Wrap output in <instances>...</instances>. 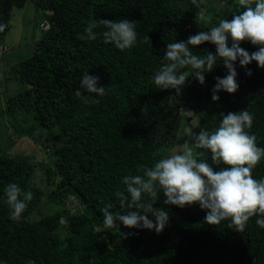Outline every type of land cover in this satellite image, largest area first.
<instances>
[{
  "label": "trees",
  "instance_id": "obj_1",
  "mask_svg": "<svg viewBox=\"0 0 264 264\" xmlns=\"http://www.w3.org/2000/svg\"><path fill=\"white\" fill-rule=\"evenodd\" d=\"M27 2L0 0V25H6L0 31V45L10 29L13 9H23ZM34 3L42 13L39 20H48L50 29H40L43 19L35 23L42 36L34 42L33 53L9 69L24 89L5 97L4 102L0 96V264H26L29 259L35 264H264V228L256 224L259 215L250 218L243 232L229 227L230 219L209 226L204 221L207 210L198 203L183 208L164 205L161 191L154 207L169 213L163 231L127 228L117 222L119 232L128 234L124 238L117 228L103 226L101 211L109 204L113 214L142 211L121 208L115 193L127 196L123 177L143 175L140 166L152 167L168 149L181 147L182 136L192 124L183 118L185 109L199 116V131L217 128L220 113L247 110L254 121L246 131L264 148V69L256 61L245 67L239 60L234 62L239 89L233 94L221 90L215 102V78L227 75L219 58L213 70L204 73L203 85L191 76L190 67L182 69L190 76L179 95L175 89L158 88L152 79L162 66L167 43L186 41L216 26L220 19L231 20L244 10L239 0H197L199 7L192 0ZM221 3L224 8L218 10ZM121 18L136 21L138 36L132 48L121 51L113 43H104L103 26L93 30L95 40L87 39L85 28L90 21ZM148 36L150 42H145ZM240 47L250 54L258 50L250 41L241 42ZM192 51L200 56L206 51L215 54L216 46L205 42ZM249 69L251 76L246 74ZM85 72L99 77L97 87H105V95L92 94L87 103L75 95ZM54 129V146L42 143L45 162L5 156L16 144L15 134L40 143ZM194 151L215 171L225 167L213 164L210 150ZM41 168L46 190L33 182ZM252 175L257 180L264 178V158ZM9 183L17 184L22 193H33L18 220L10 218L5 202L4 189ZM69 198L81 210L68 218L61 208L31 219L43 201L63 206ZM148 218L153 216L148 214Z\"/></svg>",
  "mask_w": 264,
  "mask_h": 264
},
{
  "label": "clouds",
  "instance_id": "obj_2",
  "mask_svg": "<svg viewBox=\"0 0 264 264\" xmlns=\"http://www.w3.org/2000/svg\"><path fill=\"white\" fill-rule=\"evenodd\" d=\"M192 3L196 7L200 6L197 0H192ZM239 5L244 10L231 20L220 19L216 26L200 31L186 41L167 43L162 66L152 77L154 84L162 89H175L179 95L181 87L190 76L188 71L182 69L190 67L191 76L203 85L204 73L211 72L219 58L227 69V75L215 78L216 83L212 89V101L215 102L219 100L217 93L221 90L233 94L239 89L234 62L239 60L240 66L245 67L256 61L264 69V0H239ZM43 22L48 23L49 30V21L45 19L39 24L40 29L47 31L41 27ZM135 25L136 21L127 18L92 20L85 28V33L87 39L95 40L97 34L93 30L103 26L106 29L102 32L104 43H113L123 51L132 48L137 42ZM5 27L0 25V31ZM243 41H250L258 46V50L250 54L240 47ZM145 42H150L149 36ZM205 42L214 44L216 53L206 51L203 56L193 54L192 48ZM246 74L251 76V70H247ZM80 80L81 85L75 90V95L82 97L84 102L92 100V94L105 95V87H97L99 77L85 72ZM220 116L221 122L214 130L200 129L198 134L189 132L179 151L159 159L152 167L140 166L143 175L130 174L123 177L128 195L119 191L115 193L120 207L142 211L113 214L109 211L112 206L105 205L101 209L103 226L106 229L115 227L119 232V222L127 228L155 230L159 234L169 221L168 211L154 207L162 191L164 205L183 208L198 203L202 210H207L204 221L209 226L230 219L229 227L243 232L250 218L259 215L256 224L264 228V178L257 180L252 175L253 169L264 158V148L258 147L256 136L246 131L251 129L254 117L247 110L220 113ZM194 149L210 150L213 164L222 163L225 167L215 171L205 160L198 159L201 153H194ZM4 195L13 220L20 219L27 203L33 199L32 191L22 193L15 183L5 187ZM142 195L147 199L142 200ZM148 214L153 218L149 219ZM119 235L127 238L128 234L119 232ZM26 264H35V261L29 259Z\"/></svg>",
  "mask_w": 264,
  "mask_h": 264
},
{
  "label": "rangeland",
  "instance_id": "obj_3",
  "mask_svg": "<svg viewBox=\"0 0 264 264\" xmlns=\"http://www.w3.org/2000/svg\"><path fill=\"white\" fill-rule=\"evenodd\" d=\"M238 1V0H237ZM224 8V3L220 4L218 10ZM41 11L36 10L34 0H28L26 6L23 9H13L12 17L10 20V29L6 35L4 42L0 45V96L10 97L16 95L18 91H22L24 88L22 85L16 82L13 75L9 73L14 65L23 59H27L34 51V42L41 36L42 32L35 27V23L41 21ZM181 112V111H180ZM183 118L188 122L191 121V126L188 127L186 133L194 132L199 133V116H196L192 111L185 109L183 112ZM8 133L13 134V130L8 127ZM56 129L47 132L44 135L43 140L38 143L30 138L14 136L16 144L13 145L11 150L6 153L7 158H16L21 160L25 156H29L33 162L42 163L45 162L46 154L43 152L45 146L42 143L46 142L49 146H54L56 143ZM187 139V135L182 136L181 141ZM45 145V144H44ZM181 147L173 148L166 151V156L171 155L173 152H177ZM195 153V151H194ZM44 171H37L34 174L33 182L37 187H43L45 190L47 186L42 181V174ZM40 176V177H39ZM64 210L65 217L68 218L72 213L81 210L77 201L74 198H69L65 201V205L60 206L52 204L48 201H43L40 205L39 211L32 214V220H38L42 215L53 214L56 211Z\"/></svg>",
  "mask_w": 264,
  "mask_h": 264
},
{
  "label": "built area",
  "instance_id": "obj_4",
  "mask_svg": "<svg viewBox=\"0 0 264 264\" xmlns=\"http://www.w3.org/2000/svg\"><path fill=\"white\" fill-rule=\"evenodd\" d=\"M41 27H42L43 29L47 30V29L49 28V25H48L47 22H43V23L41 24Z\"/></svg>",
  "mask_w": 264,
  "mask_h": 264
}]
</instances>
